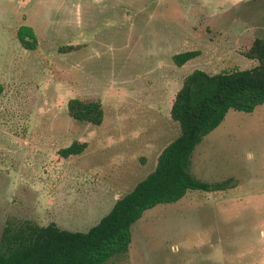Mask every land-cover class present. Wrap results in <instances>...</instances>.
Listing matches in <instances>:
<instances>
[{
  "label": "rangeland",
  "instance_id": "374dc122",
  "mask_svg": "<svg viewBox=\"0 0 264 264\" xmlns=\"http://www.w3.org/2000/svg\"><path fill=\"white\" fill-rule=\"evenodd\" d=\"M263 12L264 0H0V230L24 219L94 224L179 133L169 108L188 72L258 63L243 51L264 35ZM21 24L33 48L18 39ZM74 96L101 102L99 125L68 114ZM74 140L85 148L61 156ZM189 171L236 185L144 210L126 254L105 264H264V103L229 109Z\"/></svg>",
  "mask_w": 264,
  "mask_h": 264
},
{
  "label": "trees",
  "instance_id": "16d2710c",
  "mask_svg": "<svg viewBox=\"0 0 264 264\" xmlns=\"http://www.w3.org/2000/svg\"><path fill=\"white\" fill-rule=\"evenodd\" d=\"M27 48L35 46L31 26L21 24L16 31ZM243 55L258 63L250 68L233 67L217 72L194 68L175 92L170 117L179 124V133L156 156L154 168L134 186L119 195L106 213L86 230L63 228L54 221L38 224L29 219L8 221L0 230V264H105L128 251L131 225L144 210L157 203L180 199L188 189L216 191L236 185L233 176L203 180L189 171L191 154L204 135L214 129L229 109L250 112L264 103V36L249 38ZM197 48L172 55L180 66L199 55ZM68 114L99 125L103 120L101 102L70 97ZM86 141L74 140L59 148L67 157L80 153Z\"/></svg>",
  "mask_w": 264,
  "mask_h": 264
},
{
  "label": "crops",
  "instance_id": "0c3cea01",
  "mask_svg": "<svg viewBox=\"0 0 264 264\" xmlns=\"http://www.w3.org/2000/svg\"><path fill=\"white\" fill-rule=\"evenodd\" d=\"M264 15V12H263V14L261 15V16H263ZM258 24H257V27L258 28H260L261 29V31H263L264 32V16L262 17V20L261 21H258L257 22ZM260 36V35H259ZM264 36V35H263ZM208 180H218V179H208ZM136 183V182H135ZM134 186V185H133ZM132 186V187H133ZM221 191H224V189L223 190H216V191H214L213 193H215L216 195H217V193H221Z\"/></svg>",
  "mask_w": 264,
  "mask_h": 264
}]
</instances>
